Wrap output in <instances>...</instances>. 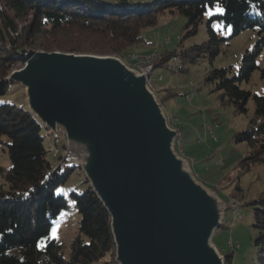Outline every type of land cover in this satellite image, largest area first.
Here are the masks:
<instances>
[{
    "label": "trees",
    "instance_id": "1",
    "mask_svg": "<svg viewBox=\"0 0 264 264\" xmlns=\"http://www.w3.org/2000/svg\"><path fill=\"white\" fill-rule=\"evenodd\" d=\"M166 12L184 17L181 41L197 33L205 16L208 37L181 50L165 48L154 67H170L169 62L176 59L177 68L178 60L181 64L196 63L206 56L210 68L205 80L219 92L221 106L246 113L248 100H254L246 128L234 134L235 141L246 143L249 153L241 172L224 179L222 188L230 189L224 195L229 200L235 199L240 206L252 205V226L258 232L253 264H264V191L244 200L239 182L242 171L264 163V93H251L240 86L258 68L256 58L264 48V0H0V145L6 149L9 162L7 168L0 166V264H91L115 251L110 215L84 176L83 191H70L80 215V234L71 241L68 258L62 244L50 238L53 219L67 208V198L56 193V188L74 168L68 161L63 167L53 166L44 145V126L27 106L1 99L13 84L8 75L37 49L105 55L143 44L144 29L155 26ZM228 27L229 35L221 36L220 29ZM246 29H256L257 39L254 47L244 52L238 74L213 66L223 42ZM69 33L77 41L68 40ZM61 141L65 148V138ZM54 147L57 145L50 151L62 159ZM230 247L222 251L225 264L233 263L235 246Z\"/></svg>",
    "mask_w": 264,
    "mask_h": 264
},
{
    "label": "water",
    "instance_id": "2",
    "mask_svg": "<svg viewBox=\"0 0 264 264\" xmlns=\"http://www.w3.org/2000/svg\"><path fill=\"white\" fill-rule=\"evenodd\" d=\"M7 80L64 134L69 165L110 215L116 264H225L213 243L225 202L177 150L147 73L113 55L35 50Z\"/></svg>",
    "mask_w": 264,
    "mask_h": 264
},
{
    "label": "rangeland",
    "instance_id": "3",
    "mask_svg": "<svg viewBox=\"0 0 264 264\" xmlns=\"http://www.w3.org/2000/svg\"><path fill=\"white\" fill-rule=\"evenodd\" d=\"M134 1L148 2L152 0ZM205 21L206 16L199 24L197 33L185 37L181 41L180 36L183 30L184 17L178 13L166 12L159 16L155 26L144 29L145 43L131 45L120 53L105 55L120 57L131 67L136 66V59H132V57L143 58L147 55L154 57L153 60L155 61H152L153 65L149 78L150 81H153L155 87L153 91L156 95L158 97L163 96L161 101L158 100L164 109L170 126L175 129L178 127L177 150L188 159L197 179L218 195L220 194L219 197L227 207L223 221L226 226L216 229L213 243L222 254V251L231 248L230 243L232 242L235 246L232 264H253L256 253L253 242L258 232L252 226V205L240 206L235 199L229 200L226 198L225 193L230 189L222 188L227 177L237 175L239 171L241 172L243 159L249 153V147L246 143L235 141L234 134L246 128L253 114V98L251 97L248 100L246 113L236 112L233 106H221L218 100L219 92L214 89L213 84L205 80L210 68L206 56L196 63L185 62L181 64L178 60L177 68H175L176 59L172 60L170 65L172 68L160 64L154 67L155 62L165 48L168 50H181L206 40L208 34ZM214 26L216 29L220 28L218 24ZM229 33L230 27L226 30L221 28L219 31L221 36H228ZM69 36L70 38L67 37L68 40L76 38L72 34ZM67 39L63 42H66ZM256 39L257 30L246 29L223 42L213 66L226 67L229 69L230 75L238 74L244 52L254 47ZM256 61L258 68L252 72L249 80L243 81L240 86L251 93L263 94L264 48L257 56ZM22 66L23 64L13 70ZM178 66H182V68L179 69ZM1 99L11 101L22 107L26 106L24 89L16 83L10 85L8 92ZM42 135L45 137L44 145L46 150L49 151L47 157L50 163L56 166L59 165V162L67 161L66 141L65 148H63L61 141L62 137L65 138L64 134L59 131L57 136H54L47 129H44ZM52 145H57V147H54V151L60 153L62 159H58L56 153L50 151ZM0 166L3 168L9 166L7 151L1 145ZM82 176H84L83 172L79 168H74L66 181L56 188V193H61L67 198V208L57 218L53 219L50 234L52 228L55 227L56 239L62 244V252L65 258H68L70 254L71 241L80 234V215L73 199L70 197V191L75 190L79 193L83 191ZM239 182L245 191L244 200L258 196L264 191V163L250 165L248 169L242 171ZM0 183H2L1 175ZM215 186L218 191L213 188ZM91 264H116L115 251L113 255H105Z\"/></svg>",
    "mask_w": 264,
    "mask_h": 264
},
{
    "label": "built area",
    "instance_id": "4",
    "mask_svg": "<svg viewBox=\"0 0 264 264\" xmlns=\"http://www.w3.org/2000/svg\"><path fill=\"white\" fill-rule=\"evenodd\" d=\"M171 64H172V61L169 62V66ZM133 67L136 68L141 73H147L148 85L153 90L155 88L153 81H149L150 60H144V58H136V66H133ZM64 162L65 161L59 162V165L62 166ZM231 245H232V242H231Z\"/></svg>",
    "mask_w": 264,
    "mask_h": 264
},
{
    "label": "bare ground",
    "instance_id": "5",
    "mask_svg": "<svg viewBox=\"0 0 264 264\" xmlns=\"http://www.w3.org/2000/svg\"><path fill=\"white\" fill-rule=\"evenodd\" d=\"M155 56V55H154ZM137 58V57H136ZM136 58H133L132 57V59H136ZM144 58V60H150V69H149V76H150V74H151V69H152V61H155V60H153V58L154 57H152V55H147V56H145V57H143ZM157 58V57H156ZM154 63V62H153ZM149 81H150V78H149ZM147 83H148V80H147ZM56 150H57V148H56ZM63 165H64V163H63ZM63 165H62V167H63Z\"/></svg>",
    "mask_w": 264,
    "mask_h": 264
},
{
    "label": "snow or ice",
    "instance_id": "6",
    "mask_svg": "<svg viewBox=\"0 0 264 264\" xmlns=\"http://www.w3.org/2000/svg\"><path fill=\"white\" fill-rule=\"evenodd\" d=\"M218 11L223 12L224 9H218ZM50 238H51V239H56V238H57L55 227H53L52 230H51Z\"/></svg>",
    "mask_w": 264,
    "mask_h": 264
}]
</instances>
